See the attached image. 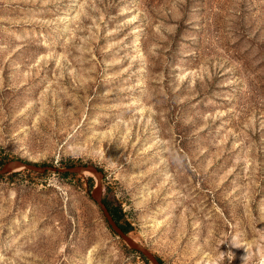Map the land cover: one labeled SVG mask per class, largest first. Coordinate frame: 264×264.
I'll use <instances>...</instances> for the list:
<instances>
[{
	"label": "rangeland",
	"instance_id": "rangeland-1",
	"mask_svg": "<svg viewBox=\"0 0 264 264\" xmlns=\"http://www.w3.org/2000/svg\"><path fill=\"white\" fill-rule=\"evenodd\" d=\"M0 150L100 168L163 264H264V0H0ZM95 181L0 173V264H151Z\"/></svg>",
	"mask_w": 264,
	"mask_h": 264
},
{
	"label": "water",
	"instance_id": "water-1",
	"mask_svg": "<svg viewBox=\"0 0 264 264\" xmlns=\"http://www.w3.org/2000/svg\"><path fill=\"white\" fill-rule=\"evenodd\" d=\"M14 166L25 167L30 170H35L38 172H42L45 170H54L59 172H80L87 170L93 172L96 175V181L92 187V190L90 191V196L99 206L102 215L105 218L106 223L108 224L110 229L116 235H118L130 248L142 253L151 264H160L155 254L152 251H150L148 248H146L145 246H143L142 244L138 243L133 238H131L126 232H124L121 229V227L115 222V220L111 216L107 207L101 200L99 187H100V179L102 177V172L95 165L90 163H84V164H72L69 166H54L51 164H36L34 162L21 160L20 158H11L1 163L0 173L7 172Z\"/></svg>",
	"mask_w": 264,
	"mask_h": 264
},
{
	"label": "trees",
	"instance_id": "trees-1",
	"mask_svg": "<svg viewBox=\"0 0 264 264\" xmlns=\"http://www.w3.org/2000/svg\"><path fill=\"white\" fill-rule=\"evenodd\" d=\"M6 159L5 154H3V152H1L0 150V165L1 163H3V161ZM99 170H101L100 168H98ZM14 173V172H13ZM64 174L67 172H63ZM90 179V178H89ZM90 182V181H89ZM101 200L102 202L105 204V206L107 207L108 211L110 212L111 216L113 217V219L115 220V222L121 227V229L124 232H128L131 229V225L128 221L126 220H122V210H121V205L120 203L114 198L113 194L110 193V191H105L103 192V194H101ZM108 225V224H107ZM137 253L141 256V258H143L146 262L147 259L146 257L137 251ZM155 254V253H154ZM157 260L159 261L160 264H163L162 259L156 255Z\"/></svg>",
	"mask_w": 264,
	"mask_h": 264
}]
</instances>
